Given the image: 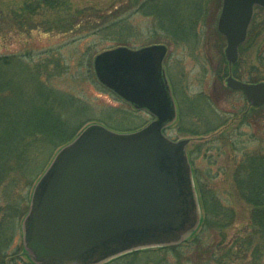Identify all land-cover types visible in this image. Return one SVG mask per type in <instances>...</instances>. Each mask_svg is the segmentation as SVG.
<instances>
[{
  "label": "trees",
  "instance_id": "obj_1",
  "mask_svg": "<svg viewBox=\"0 0 264 264\" xmlns=\"http://www.w3.org/2000/svg\"><path fill=\"white\" fill-rule=\"evenodd\" d=\"M134 3L130 12L125 7L106 14L98 11L94 13V21L89 15L82 16V9L71 13L67 0H34L23 5L22 9L28 13L41 7L56 11L51 20L44 22V31L77 33L78 39L90 35L94 40L77 56L64 52L65 44L59 43L41 50L28 48L0 54V264H34L22 244L21 222L28 211L34 183L60 147L90 123L129 132L141 128L151 118L148 112L133 108L98 82L92 56L119 45L137 48L160 40L170 45L190 42L199 34L200 24L207 20L211 2L135 0ZM135 13L150 18L148 34H143L134 22ZM260 27L250 25L245 41L238 47L237 61L225 66L223 75L231 73L250 82L264 80V42L255 50L260 68L257 73L256 67L246 68L243 61L248 49L255 46ZM72 68L75 70L69 74ZM67 77L74 84L87 81L100 93H112L119 103L98 105L89 95L64 89L59 83ZM171 86L178 107V133L205 135L219 128L222 120L217 109L209 108L205 115L202 110L208 106L204 98L196 95L187 99L177 92L174 84ZM191 101L201 109L197 116L206 118L203 127L198 120L184 121L189 115L184 103ZM261 107L249 106V110ZM216 138L225 140L222 133ZM203 142H198L196 153L209 143ZM192 152L188 151V156L202 211L197 229L180 243L134 250L102 264H259L264 250V151L245 150L233 164L230 175L234 197L249 206V223L245 233L231 236L228 230L235 221L234 207L220 202L215 191L201 180L198 168L193 167Z\"/></svg>",
  "mask_w": 264,
  "mask_h": 264
},
{
  "label": "water",
  "instance_id": "obj_2",
  "mask_svg": "<svg viewBox=\"0 0 264 264\" xmlns=\"http://www.w3.org/2000/svg\"><path fill=\"white\" fill-rule=\"evenodd\" d=\"M264 0H222L216 29L229 65L238 58L254 7ZM168 47L119 45L96 53V79L133 108L150 114L141 128L119 132L90 123L60 147L34 183L21 222L34 264H102L138 249L177 244L198 227L200 205L187 145L164 129L177 109L163 61ZM228 88L264 105V80L228 74Z\"/></svg>",
  "mask_w": 264,
  "mask_h": 264
},
{
  "label": "rangeland",
  "instance_id": "obj_3",
  "mask_svg": "<svg viewBox=\"0 0 264 264\" xmlns=\"http://www.w3.org/2000/svg\"><path fill=\"white\" fill-rule=\"evenodd\" d=\"M31 1L34 0H0V54L20 52L28 48L41 50L59 43L65 44L64 52L68 54L72 52L77 56L81 55L85 46L94 40L90 35L78 39L77 33L44 31V22L51 20L56 11L41 7L28 13L22 8L25 3ZM134 1L67 0V7L71 13L76 9L84 10L82 16L89 15V18L94 21V13L98 11L106 14L111 11L117 12L125 7L127 12H130L135 8ZM172 2L178 3V0H172ZM210 2L208 5L210 14L207 20L200 24L197 37L190 42L175 45L167 44L162 40L155 43H165L168 47L164 66L170 86L174 84L177 92L184 94L187 99L192 100V97L196 95L204 98V104L208 106L206 110H202L205 115L209 113V108L215 111L217 109L216 112H219L222 124L205 135L183 136L178 133L176 127L178 116L172 124L166 127L165 134L172 139L191 138L187 151H193V167L198 168L201 180L215 191L220 202L234 207L235 221L228 230V236H231L247 231L249 206L234 197L230 174L235 160L241 157L243 151L255 149L264 151V106L257 111H251L249 110L250 105L241 92L225 89L228 88L224 81L225 75H223L225 66H228L224 56L226 41L216 29L222 0H210ZM132 18L140 28L139 30L145 35L148 34V28L151 25L150 18L140 13H135ZM251 24H259L260 32L255 40V46L248 49L243 61L246 68L251 65L256 67L257 70L254 72L257 73L260 68L255 58V50L264 42V10L262 8H254ZM74 68L69 74L74 72ZM59 85L64 89L80 91L91 96L98 105L119 103L116 95L111 92V94L100 93L87 81L77 85L71 81L70 77H67ZM184 107L189 114L184 121L189 123L191 119L198 120L203 127V123H206L205 116H197L200 115L197 111L201 109L194 107L192 101L184 103ZM220 133L225 140L216 138ZM200 136L203 137L200 138ZM203 141H209V143H205L200 147V153H196L194 149L198 142ZM259 264H264V250Z\"/></svg>",
  "mask_w": 264,
  "mask_h": 264
},
{
  "label": "bare ground",
  "instance_id": "obj_4",
  "mask_svg": "<svg viewBox=\"0 0 264 264\" xmlns=\"http://www.w3.org/2000/svg\"><path fill=\"white\" fill-rule=\"evenodd\" d=\"M222 36H223V35H222ZM223 37H224V36H223ZM237 59H238V58H237ZM225 60H226V59H225ZM236 61H237V60H236ZM91 62H92V61H91ZM227 64H228V63H227ZM92 69H93V68H92ZM93 72H94V71H93ZM228 74H231V73H228ZM228 74H227V75H228ZM94 75H95V74H94ZM227 75H226V76H227ZM226 76H225V77H226ZM224 79H225V78H224ZM241 80H242V79H241ZM244 81H246V80H244ZM249 82H250V81H249ZM256 82H257V81H256ZM239 92H241V91H239ZM241 93H242V92H241ZM242 94H243V93H242ZM172 95H173V93H172ZM243 95H244V94H243ZM173 97H174V95H173ZM174 100H175V99H174ZM175 104H176V102H175ZM248 104H249V103H248ZM249 105H250V104H249ZM250 106H251V105H250ZM262 106H263V105H262ZM253 107H254V106H253ZM176 109H177V107H176ZM177 116H178V114H177ZM176 118H177V117H176ZM150 120H151V118H150ZM150 120H149V121H150ZM149 121H148V122H149ZM81 130H82V129H81ZM81 130H80V131H81Z\"/></svg>",
  "mask_w": 264,
  "mask_h": 264
}]
</instances>
